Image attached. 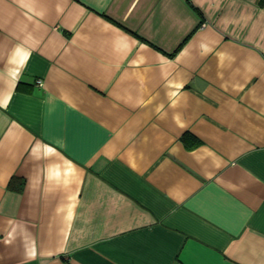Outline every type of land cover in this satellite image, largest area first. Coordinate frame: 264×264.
Returning <instances> with one entry per match:
<instances>
[{
  "label": "crops",
  "instance_id": "obj_1",
  "mask_svg": "<svg viewBox=\"0 0 264 264\" xmlns=\"http://www.w3.org/2000/svg\"><path fill=\"white\" fill-rule=\"evenodd\" d=\"M0 264H264V0H0Z\"/></svg>",
  "mask_w": 264,
  "mask_h": 264
},
{
  "label": "trees",
  "instance_id": "obj_2",
  "mask_svg": "<svg viewBox=\"0 0 264 264\" xmlns=\"http://www.w3.org/2000/svg\"><path fill=\"white\" fill-rule=\"evenodd\" d=\"M21 184H22V181L20 180V183L17 185V186H15V185H11V188L12 189H15V190H20V186H21Z\"/></svg>",
  "mask_w": 264,
  "mask_h": 264
},
{
  "label": "built area",
  "instance_id": "obj_3",
  "mask_svg": "<svg viewBox=\"0 0 264 264\" xmlns=\"http://www.w3.org/2000/svg\"><path fill=\"white\" fill-rule=\"evenodd\" d=\"M39 83L41 84V81H39Z\"/></svg>",
  "mask_w": 264,
  "mask_h": 264
}]
</instances>
